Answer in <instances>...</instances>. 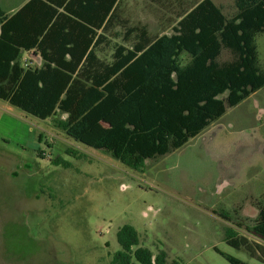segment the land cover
<instances>
[{"label": "trees", "instance_id": "obj_1", "mask_svg": "<svg viewBox=\"0 0 264 264\" xmlns=\"http://www.w3.org/2000/svg\"><path fill=\"white\" fill-rule=\"evenodd\" d=\"M76 1L31 0L13 14L0 6V99L53 117L66 135L132 169L182 147L264 86L257 44L264 0H235L233 15L214 0L189 1L163 34L131 25L119 14L121 0H112L99 22L74 10ZM34 8L40 20H28ZM33 49L41 66L23 60ZM221 215L232 221L228 211ZM247 229L259 240L227 226V243L264 262V203ZM117 239L112 264H182L141 245L133 225H123ZM217 250L231 264H249Z\"/></svg>", "mask_w": 264, "mask_h": 264}, {"label": "rangeland", "instance_id": "obj_2", "mask_svg": "<svg viewBox=\"0 0 264 264\" xmlns=\"http://www.w3.org/2000/svg\"><path fill=\"white\" fill-rule=\"evenodd\" d=\"M126 1L123 17L131 25L172 32L178 0L167 7ZM214 1L227 15L237 10L235 0ZM116 30L123 41L125 28ZM257 44L264 66V32ZM263 203L264 86L143 170L66 135L53 117L0 99V264H112L125 224L137 229L141 245L165 250L170 261L231 264L219 248L264 264L225 239L226 227L235 226L259 240L247 228Z\"/></svg>", "mask_w": 264, "mask_h": 264}, {"label": "crops", "instance_id": "obj_3", "mask_svg": "<svg viewBox=\"0 0 264 264\" xmlns=\"http://www.w3.org/2000/svg\"><path fill=\"white\" fill-rule=\"evenodd\" d=\"M31 0H0V6L9 14L15 13L17 10H19L21 7H23L25 4H27ZM112 0H90L89 2H85V0H77L74 2V10H77L83 14H87L91 18H94L96 22H99L105 15L106 10L108 6L110 5ZM152 2H164L167 5H172L173 0H151ZM189 2V0H178V3L180 4L177 12H183V9L185 7V3ZM127 3L126 0L120 1L119 6V14L123 17V14H126L127 9ZM216 3V2H215ZM3 4L6 6L4 7ZM169 7V6H168ZM174 12V10L172 11ZM28 20L30 18L35 17L37 20H40L42 15L40 14L39 8H34L30 12H28ZM127 18V17H124ZM177 18V17H176ZM170 21L173 18H169ZM178 20V18H177ZM175 22L172 24V27L174 26ZM150 31V30H149ZM74 33L78 35L80 34V30H74ZM163 33H169L168 29L167 31H162L160 34ZM171 33V32H170ZM23 60L28 64L38 65L41 66L44 62L42 56L39 53H35V50L31 51H25L23 53Z\"/></svg>", "mask_w": 264, "mask_h": 264}]
</instances>
